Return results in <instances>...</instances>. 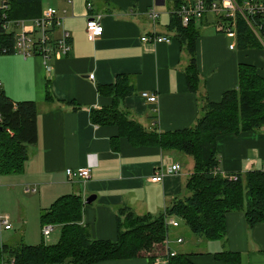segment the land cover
Masks as SVG:
<instances>
[{"label":"crops","instance_id":"obj_1","mask_svg":"<svg viewBox=\"0 0 264 264\" xmlns=\"http://www.w3.org/2000/svg\"><path fill=\"white\" fill-rule=\"evenodd\" d=\"M174 6V0H38V15L50 8L60 16L69 52L48 63L38 56L0 55V92L10 102L31 101L36 109V140L28 147L22 168L12 174L0 172V217L9 227L0 229V248L18 242L40 244L36 237L40 212L63 195H74L82 203L79 225L89 237L108 242L115 239V218L121 208L134 216L161 215L168 203L185 195L183 166L187 160L192 166L190 157L179 158L156 146L131 145L115 126H95L88 117L90 110L110 105L109 98H102L95 88L112 83L117 75L128 76L133 88L119 101V110L143 130L157 133L190 127L199 114L196 95L211 104L220 100L221 93L234 90L238 64L252 67L264 78V63L256 49L229 50V40L209 23L201 24L194 29L197 37L192 43L200 86L197 94L189 92L182 73L188 62L186 51L175 33L167 30ZM149 9L156 13L154 25L146 15ZM87 16L97 17L102 27L100 37L92 41L84 36ZM150 32L169 37L168 44H140L139 38ZM45 90L51 96L48 103ZM143 93L153 96L154 102L141 99ZM215 139L219 172L241 176L264 170V126L253 133ZM173 164L180 168L178 173L163 176L160 183L148 182ZM83 168L89 171L88 179L66 180L65 169ZM26 187L33 192L24 195ZM87 197L94 200L86 204ZM223 220L224 237L216 241L195 239L181 232L180 225L168 229L170 248L190 254L192 264H264V222L247 227L240 211L224 214ZM176 238H181L177 245ZM96 264L147 263L137 258Z\"/></svg>","mask_w":264,"mask_h":264},{"label":"trees","instance_id":"obj_2","mask_svg":"<svg viewBox=\"0 0 264 264\" xmlns=\"http://www.w3.org/2000/svg\"><path fill=\"white\" fill-rule=\"evenodd\" d=\"M8 2L13 20H32L39 16L38 0ZM169 19L167 30L175 33L188 59L182 70L185 86L189 92L197 94L200 78L194 69L192 45L197 37L195 26L190 24L179 28L176 18L169 15ZM237 30V49L250 50L256 47L242 23L237 25ZM7 40L0 35V45L10 46ZM236 70L237 86L234 90L221 93L220 100L211 104L203 96L197 98L196 95L198 118L185 130L172 133L143 130L119 110V101L133 92L128 76L117 75L112 83L96 86L97 93L102 98H109L110 105L90 110V124L115 126L131 145L156 146L165 153L190 157L193 168L185 180V195L168 203L161 215L134 216L121 208L115 218V239L109 242L91 239L88 230L79 225L82 203L76 196H60L40 212L39 221V227L43 224L60 226L55 244L41 242L25 246L18 242L14 247L3 245L0 248V263L96 264L140 258L147 264H152L155 259L165 260L166 264H192L188 262L190 254L175 253L170 248L172 241L167 235L164 217L177 218L181 231L201 241L222 239L223 216L231 211H240L247 227L264 222V170H251L241 176L232 174L235 181L217 175L215 138L241 132L253 133L264 126V78L246 64H238ZM45 98L47 103L51 98L46 90ZM35 113L33 102H10L0 92V172L12 174L22 168L27 149L36 140ZM166 237L168 245H164ZM170 252L174 254L169 256Z\"/></svg>","mask_w":264,"mask_h":264},{"label":"built area","instance_id":"obj_3","mask_svg":"<svg viewBox=\"0 0 264 264\" xmlns=\"http://www.w3.org/2000/svg\"><path fill=\"white\" fill-rule=\"evenodd\" d=\"M69 2V0H67ZM8 0H0V35L10 42V46L0 45V55L14 54L21 58L40 57L42 62L61 59L68 54L69 37L62 31L61 18L55 10L45 8L41 10L40 15L32 20H13L8 12ZM88 9V5H86ZM156 13L149 9L146 13L147 18L154 25ZM170 16L177 19L179 28H184L190 24L199 26L206 24L223 35L229 40V50H236V39L238 38L237 25L242 23L245 30L251 36V40L256 43V49L262 62L264 63V0H176L175 6L169 12ZM84 36L86 41H92L96 37H100L101 25L97 22V17L87 16L85 21ZM57 36L54 37V33ZM170 38L160 36L150 32L148 35H143L139 38V43L148 44H168ZM49 71V66L45 67ZM88 81L92 80V76H88ZM141 99L148 103H153L154 97L143 93L140 94ZM177 164L166 167L159 173L149 177L148 182L160 183L163 176L174 175L179 172ZM64 176L66 180L77 178L84 181L89 177V171L86 168L79 170L65 169ZM217 175L229 181H235V176L232 174L225 175L217 171ZM24 195L33 192L31 188H23ZM7 219L0 217V229L8 230ZM167 229L176 230L179 226L178 219L173 217H164L163 220ZM52 227L49 224H43L40 227L39 238L46 240L51 234ZM181 242V238H176L174 244ZM168 238H165L164 245H168ZM174 253L170 252L169 256ZM152 264H166L165 260L155 259ZM0 264H3L0 263Z\"/></svg>","mask_w":264,"mask_h":264},{"label":"rangeland","instance_id":"obj_4","mask_svg":"<svg viewBox=\"0 0 264 264\" xmlns=\"http://www.w3.org/2000/svg\"><path fill=\"white\" fill-rule=\"evenodd\" d=\"M204 27H206V26H204ZM208 28H210V26L206 27V29H208ZM176 156L179 157L180 155H176ZM181 158H182V160H181L180 163L182 164L183 163L182 161L184 160V157H181ZM188 164H189V161L187 160V162L184 163V166H183V170L185 169L187 176L192 173V168H193V167H190V165H188ZM180 231H181V226H180ZM58 233H59L58 227H52L51 234H49V236L46 238V240H42V243L43 244H51V243L53 244L54 241H55V235L58 234ZM33 234H34V229H33ZM33 234H31V235L34 237ZM38 235H40V232L36 235L37 238L39 237Z\"/></svg>","mask_w":264,"mask_h":264},{"label":"water","instance_id":"obj_5","mask_svg":"<svg viewBox=\"0 0 264 264\" xmlns=\"http://www.w3.org/2000/svg\"><path fill=\"white\" fill-rule=\"evenodd\" d=\"M94 199L91 197H87L86 200H84V203L88 204L90 202H92Z\"/></svg>","mask_w":264,"mask_h":264}]
</instances>
